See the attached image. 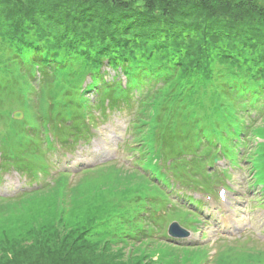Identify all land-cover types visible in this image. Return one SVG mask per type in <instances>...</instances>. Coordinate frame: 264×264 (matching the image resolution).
Returning <instances> with one entry per match:
<instances>
[{
  "label": "trees",
  "instance_id": "obj_1",
  "mask_svg": "<svg viewBox=\"0 0 264 264\" xmlns=\"http://www.w3.org/2000/svg\"><path fill=\"white\" fill-rule=\"evenodd\" d=\"M109 3L0 0V123L13 125L0 129V173L13 168L33 186L0 195V264H158L148 253L126 262L119 250L152 243L160 225L142 176L154 186L171 187L172 179L208 190L196 175L216 177L205 170L214 158L235 166L245 149L264 187V7L239 0ZM16 110L19 121L11 118ZM115 111L129 114L135 147L128 151L143 171L132 170L133 186L120 189L129 180L109 162L51 176L54 149L73 156ZM174 131L185 149L170 156L165 143ZM249 133L262 141L254 152ZM79 174L70 187L69 177ZM168 245L154 253L162 263L181 259L180 250L181 264L192 261L188 249Z\"/></svg>",
  "mask_w": 264,
  "mask_h": 264
},
{
  "label": "rangeland",
  "instance_id": "obj_2",
  "mask_svg": "<svg viewBox=\"0 0 264 264\" xmlns=\"http://www.w3.org/2000/svg\"><path fill=\"white\" fill-rule=\"evenodd\" d=\"M103 1L117 6H129L132 4V6L136 7L142 6L144 2V0ZM239 1L243 7L254 5V3L261 4L264 7V0ZM108 73L112 75L110 71ZM94 113L97 114V112ZM127 115L122 111H115L108 117L107 121L105 119L103 123L98 124L96 136L92 138L88 145H77L73 152V158L69 159L70 161L67 165L65 163H67L70 155H66L62 149H54L53 155L48 157V162H55V156L58 161L50 168V175H55L58 171L64 169L75 171L81 167L89 165L95 167L101 163L109 162L121 172L120 176L122 179L130 181H127L126 184L123 180L120 189L125 190V186L129 188L131 185L133 186L135 180L132 176V170L136 169L139 173L143 171L132 162L137 155L133 151H128V148L135 147V144L130 142L131 137L128 133L129 114ZM2 123L5 125L6 132L13 127L10 122H1V130H3ZM260 123L261 121L258 120L254 126L260 127ZM245 136L248 135L245 134ZM180 137V133L174 131L172 140L169 137L166 138L165 152L170 156L175 151H183L185 149L180 148V146L185 145V143H181L183 139L181 140ZM261 142L257 137L250 134L247 148L253 149ZM245 153L246 150L242 149L241 153L237 155L235 166L229 165V161L221 157L214 167H205L207 172H214L216 177L208 179L211 176L208 177L207 174L205 177L196 175L198 182L206 181L212 185L205 191L202 186H194V183L181 185L172 179H170L171 189L168 186H162L161 182V185L157 184L158 186H154L146 183L144 181L145 177L142 176L139 184L143 183L144 187L149 189L148 192L152 193L151 195L147 193L149 195V203L155 207L151 210V213L157 210L156 214L161 215V221L159 222L157 233H152L154 238L152 243L133 242L130 245L119 246L122 255L127 257L125 261L128 262L130 259L137 261L138 257L148 253L150 260L158 264H164L162 263V257L159 258L158 256L157 258L154 253L159 249H167L166 246L170 247L168 244H173L185 247L186 251L187 249L189 250L188 255L190 254L193 257L192 261H186L182 264H237L235 261L238 262V260H242L239 262L244 264H262L264 262V187L255 182L256 171H252V163L244 160V155L242 154ZM184 157L185 154L182 158ZM191 158L194 157L189 155L186 163ZM155 167L157 168V161L155 162ZM5 169L6 171L0 173V195L2 197H15L18 192L29 190L26 182L31 184L32 181L29 179L25 180L22 174L20 175L13 168L7 167ZM223 169L228 171L229 176L226 173L224 176L219 171ZM80 175L82 176L83 174L69 177L70 187H75L78 180L82 179ZM169 177L172 178L170 175ZM46 180H49V177ZM100 181L104 185L111 184L107 178H103ZM96 184L97 182L95 181L94 185ZM155 190L158 192L156 193ZM220 191L224 193L223 198L218 196ZM186 197L191 199H186ZM192 200H201L204 202V206L197 208L192 203ZM64 201L67 204L71 203V199L68 197ZM152 215L148 214V216L153 217ZM173 218L175 220L172 222H176L183 229L190 230H188L190 232L188 239L173 241L166 235L167 227ZM173 251L174 253L178 252L176 250ZM171 253L175 257L174 253ZM183 256L186 255L180 250L179 258L181 259L173 258V264H181L184 261ZM260 256L263 257L262 260ZM150 262L148 261V264H151Z\"/></svg>",
  "mask_w": 264,
  "mask_h": 264
},
{
  "label": "water",
  "instance_id": "obj_3",
  "mask_svg": "<svg viewBox=\"0 0 264 264\" xmlns=\"http://www.w3.org/2000/svg\"><path fill=\"white\" fill-rule=\"evenodd\" d=\"M22 117L20 112H14L12 114V118L15 120H19ZM167 234L172 238H187L189 233L182 229L177 223L173 222L168 226Z\"/></svg>",
  "mask_w": 264,
  "mask_h": 264
},
{
  "label": "snow or ice",
  "instance_id": "obj_4",
  "mask_svg": "<svg viewBox=\"0 0 264 264\" xmlns=\"http://www.w3.org/2000/svg\"><path fill=\"white\" fill-rule=\"evenodd\" d=\"M220 197L223 198L224 197V193L223 192H220ZM262 264H264V262H262Z\"/></svg>",
  "mask_w": 264,
  "mask_h": 264
}]
</instances>
